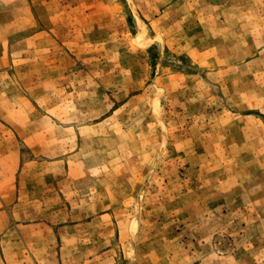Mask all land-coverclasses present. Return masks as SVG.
<instances>
[{
    "label": "rangeland",
    "instance_id": "374dc122",
    "mask_svg": "<svg viewBox=\"0 0 264 264\" xmlns=\"http://www.w3.org/2000/svg\"><path fill=\"white\" fill-rule=\"evenodd\" d=\"M0 264H264V0H0Z\"/></svg>",
    "mask_w": 264,
    "mask_h": 264
}]
</instances>
